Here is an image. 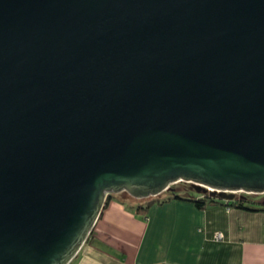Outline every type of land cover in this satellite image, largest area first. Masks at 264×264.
<instances>
[{"label":"water","instance_id":"1","mask_svg":"<svg viewBox=\"0 0 264 264\" xmlns=\"http://www.w3.org/2000/svg\"><path fill=\"white\" fill-rule=\"evenodd\" d=\"M177 182L264 194V0H0V264Z\"/></svg>","mask_w":264,"mask_h":264},{"label":"crops","instance_id":"2","mask_svg":"<svg viewBox=\"0 0 264 264\" xmlns=\"http://www.w3.org/2000/svg\"><path fill=\"white\" fill-rule=\"evenodd\" d=\"M118 197L106 200L69 264H264V209L225 201L199 208L190 200L161 201L160 194L143 213Z\"/></svg>","mask_w":264,"mask_h":264},{"label":"trees","instance_id":"3","mask_svg":"<svg viewBox=\"0 0 264 264\" xmlns=\"http://www.w3.org/2000/svg\"><path fill=\"white\" fill-rule=\"evenodd\" d=\"M175 184V183H174ZM195 193H197L190 183L185 182H177L175 185L171 184L166 191H164L162 194H164V197L161 199V201H165L168 199H184V200H190L196 204L197 207L203 208L205 207L206 203H215V202H221L224 200H220L217 198H213L208 196L207 194L199 193L200 197H195ZM249 195H258V194H251V193H245ZM120 197H118V200L122 203H128L133 198L129 197L125 193L117 194ZM202 195V196H201ZM113 195H109L107 199L111 198ZM158 201L160 199H157ZM160 202V201H159ZM149 202L147 203H140L135 205H129V207L133 208L136 212H145L148 208ZM226 206L229 207H237L245 210H261L264 209V198L261 200H254L249 199L246 197H239L236 193L234 195V198L230 201H225Z\"/></svg>","mask_w":264,"mask_h":264},{"label":"rangeland","instance_id":"4","mask_svg":"<svg viewBox=\"0 0 264 264\" xmlns=\"http://www.w3.org/2000/svg\"><path fill=\"white\" fill-rule=\"evenodd\" d=\"M176 184V183H175ZM173 184V185H175ZM199 193H195V195H198ZM236 194L239 196V197H246V198H249V199H254V200H261L264 198V194H258V195H249V194H245L243 192H236ZM117 195V194H116ZM153 197H150V198H145V199H132L130 202L131 203H135V204H140V203H143V202H146L148 201L149 199H152Z\"/></svg>","mask_w":264,"mask_h":264},{"label":"built area","instance_id":"5","mask_svg":"<svg viewBox=\"0 0 264 264\" xmlns=\"http://www.w3.org/2000/svg\"><path fill=\"white\" fill-rule=\"evenodd\" d=\"M221 237H222V234L220 232H216L215 233V238L216 239H221Z\"/></svg>","mask_w":264,"mask_h":264}]
</instances>
